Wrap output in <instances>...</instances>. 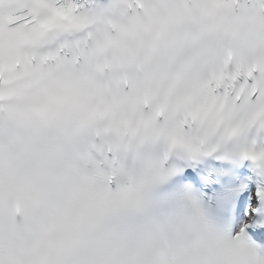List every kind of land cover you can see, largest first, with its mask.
<instances>
[{
	"label": "snow or ice",
	"instance_id": "obj_1",
	"mask_svg": "<svg viewBox=\"0 0 264 264\" xmlns=\"http://www.w3.org/2000/svg\"><path fill=\"white\" fill-rule=\"evenodd\" d=\"M0 264H264V0H0Z\"/></svg>",
	"mask_w": 264,
	"mask_h": 264
},
{
	"label": "clouds",
	"instance_id": "obj_2",
	"mask_svg": "<svg viewBox=\"0 0 264 264\" xmlns=\"http://www.w3.org/2000/svg\"><path fill=\"white\" fill-rule=\"evenodd\" d=\"M232 43L234 49H236L241 55H249L251 48L248 44V35L246 29L241 26L232 36Z\"/></svg>",
	"mask_w": 264,
	"mask_h": 264
}]
</instances>
